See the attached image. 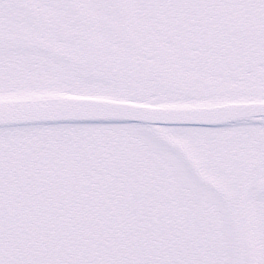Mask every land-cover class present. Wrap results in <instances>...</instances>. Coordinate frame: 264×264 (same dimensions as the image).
<instances>
[{"label": "snow or ice", "instance_id": "6c2138e0", "mask_svg": "<svg viewBox=\"0 0 264 264\" xmlns=\"http://www.w3.org/2000/svg\"><path fill=\"white\" fill-rule=\"evenodd\" d=\"M0 264H264V0H0Z\"/></svg>", "mask_w": 264, "mask_h": 264}]
</instances>
